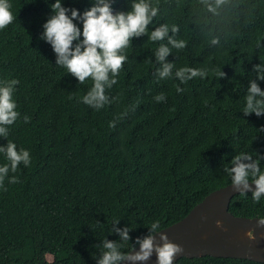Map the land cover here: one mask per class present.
<instances>
[{"label": "trees", "instance_id": "1", "mask_svg": "<svg viewBox=\"0 0 264 264\" xmlns=\"http://www.w3.org/2000/svg\"><path fill=\"white\" fill-rule=\"evenodd\" d=\"M8 2L16 19L0 29V86L19 81L13 100L20 115L0 146L11 141L28 150L31 164L21 163L0 186V264H100L107 241L127 255L153 234L152 223L171 225L230 184L226 168L237 155H251L264 171V97L254 98L261 115L244 112L251 83L264 91V0H146L157 14L125 50L117 83L105 87L109 103L99 110L83 103L93 81L80 84L57 65L43 38L55 0ZM133 2L111 6L126 12ZM61 3L82 14L95 0ZM161 25L168 35L152 42ZM168 37L186 46L177 49ZM161 44L170 49L164 63L173 64L162 80ZM182 67L206 75L181 83L175 73ZM6 163L0 153V166ZM229 209L264 218V195L256 202L252 192L236 194ZM116 229H128L129 239ZM173 264L264 263L205 255Z\"/></svg>", "mask_w": 264, "mask_h": 264}, {"label": "clouds", "instance_id": "2", "mask_svg": "<svg viewBox=\"0 0 264 264\" xmlns=\"http://www.w3.org/2000/svg\"><path fill=\"white\" fill-rule=\"evenodd\" d=\"M217 2L219 3L220 0ZM112 3L113 0H95V3L81 14L75 8L64 7L61 0H55L51 5L54 15L43 26V38L52 45L57 56L56 64L66 68L80 84H84L89 78L93 81L91 89L83 96V103L97 110L109 103L105 87L110 89L117 83L116 78L128 59L125 50L134 37L147 34L152 17L157 14V9L150 8L146 0H134L131 9L126 12L114 11ZM10 9L8 0H0V29L6 28L16 19ZM210 10L214 11L211 8ZM69 12L71 15H68ZM74 20L82 22V30ZM168 31L167 25H161L151 31L149 39L152 42L163 41ZM172 31L176 32L178 28L174 26ZM168 40L177 49L186 46L184 41H177L172 37H168ZM169 53V47L163 44L156 49V58L162 63V67L157 70L158 79H168L172 76L173 64L164 63ZM175 75L181 83H187L195 77H204L206 73L201 69L182 67ZM219 75L223 76L224 73L220 72ZM259 78L264 79V75ZM18 83V80L13 79L0 86V137L7 138L8 126L13 125L19 118L20 114L16 111L17 105L13 100L14 86ZM181 91L183 89L177 86V92ZM248 91L244 112L245 114L255 112L259 116L262 110L259 102H254V98L264 97V91L255 82L251 83ZM155 99L159 102L164 100L165 96L161 93ZM29 119L27 116L24 117L25 122ZM110 126L115 125L112 123ZM0 153H4L9 161L0 166V186H3L8 173L10 171L15 173L21 163L29 166L31 157L28 150L18 151L16 144L11 141H8L6 146H0ZM245 160L250 162H243ZM233 165L230 169L226 168L233 188L241 194H246L251 180L255 184V190L252 192L253 200L259 202L264 195V171H261L259 161H252L251 155L241 153L234 158ZM10 182L18 183L19 180L13 176ZM217 225H220V221H217ZM258 226H264V218L258 219ZM150 227L151 232L155 233L160 229V224L157 221ZM116 231L120 232L124 240L129 239L128 229H116ZM160 238L162 244H156L151 234L142 240L138 239L140 250L130 256L122 255L117 251L114 243L107 241L104 247L109 251L104 254L100 264H117L118 261L125 259L135 264L136 261H147L153 251L157 254L158 264H173L174 257L181 253L183 248L170 241L166 234H162Z\"/></svg>", "mask_w": 264, "mask_h": 264}, {"label": "water", "instance_id": "3", "mask_svg": "<svg viewBox=\"0 0 264 264\" xmlns=\"http://www.w3.org/2000/svg\"><path fill=\"white\" fill-rule=\"evenodd\" d=\"M249 190H255V184L249 180ZM239 194L230 184L209 193L196 204L190 212L179 221L168 225L155 233L154 242L162 244L161 235L179 244L183 251L178 253L173 263L182 257H215L244 258L264 263V226H258L261 217L237 216L230 209L232 198ZM220 221V225H217ZM140 250L135 246L126 256ZM19 264V263H10ZM117 264H133L125 259ZM135 264H158L157 254L153 251L147 261H136Z\"/></svg>", "mask_w": 264, "mask_h": 264}]
</instances>
